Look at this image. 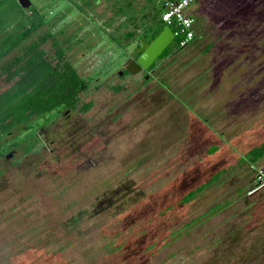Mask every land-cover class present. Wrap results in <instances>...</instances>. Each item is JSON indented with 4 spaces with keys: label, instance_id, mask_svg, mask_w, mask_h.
Wrapping results in <instances>:
<instances>
[{
    "label": "rangeland",
    "instance_id": "1",
    "mask_svg": "<svg viewBox=\"0 0 264 264\" xmlns=\"http://www.w3.org/2000/svg\"><path fill=\"white\" fill-rule=\"evenodd\" d=\"M79 1L45 6L48 22L0 57L2 91L1 66L49 25L66 55L79 48L76 72L103 79L78 96L88 110H59L28 152L13 143L21 126L4 137L0 264H264V185L249 193L255 166L239 161L264 137V0L191 2L193 39L173 38L160 70L133 80L116 79L129 48L120 33L150 38L160 22L149 0L122 13L112 0Z\"/></svg>",
    "mask_w": 264,
    "mask_h": 264
},
{
    "label": "trees",
    "instance_id": "2",
    "mask_svg": "<svg viewBox=\"0 0 264 264\" xmlns=\"http://www.w3.org/2000/svg\"><path fill=\"white\" fill-rule=\"evenodd\" d=\"M30 1V7L22 9L15 0H0V57L17 47L37 27L48 22L50 15L44 16L43 8L55 0H47L44 4H37L35 0ZM92 1L81 0L79 3L90 6ZM112 1L117 4H115L116 8L121 13L131 8V0ZM166 1L174 0H163L161 5L157 6L154 4L155 0L148 1L157 16L155 21L162 24L165 23L161 21L160 15ZM74 4L78 5L77 9H82L80 4ZM132 17L129 16V19ZM160 23L151 31L150 38L155 36L161 29L163 25ZM146 26H149V24ZM169 27L171 31L175 30L173 25H169ZM48 28L49 25L41 34L33 37V39L23 45L19 54L12 56L1 66L4 80L10 82V85L0 91V156L3 155L7 147L13 146L12 144L10 145V141L6 142L4 140V137L10 134L12 130L22 127L14 135L13 143L16 145L20 141H25L26 144L23 146V150L28 152L36 146L34 140L35 129L54 119L59 110H74L77 108V110L84 112L91 105V102L82 103L80 106L77 105L78 96L87 90L89 80L76 72L75 67L66 59L65 48L62 46L61 41ZM120 35H124L125 40L133 37L128 31L121 32ZM139 38L144 39L141 35ZM47 39L51 40L50 44L53 46L51 53L43 48V44ZM111 39L116 40L113 36H111ZM192 39L193 36L190 41ZM174 40L178 46L179 37L177 35L174 36ZM117 43L120 44V42ZM210 46L211 43L205 49ZM113 88L118 90L121 85H116ZM30 140H34V142ZM210 148L208 151L212 152L216 146ZM263 157L264 137L250 146L239 158V161H245L249 165L254 164L255 167H258L255 164ZM252 168L254 170V167ZM226 169V167H223L214 171L206 180L186 191L168 208L189 201L197 192L218 180L222 174L227 172ZM262 169L264 170L263 167ZM239 190L241 188L214 204L211 209L219 208L224 204L228 205L233 196L240 193Z\"/></svg>",
    "mask_w": 264,
    "mask_h": 264
},
{
    "label": "built area",
    "instance_id": "3",
    "mask_svg": "<svg viewBox=\"0 0 264 264\" xmlns=\"http://www.w3.org/2000/svg\"><path fill=\"white\" fill-rule=\"evenodd\" d=\"M195 0H174L166 1L160 19L168 27L173 25L175 30L173 35L179 37L178 46L184 47L193 36V18L185 13V8ZM170 28V27H169ZM264 185V170L261 167L254 168V178L252 188L249 193L259 189Z\"/></svg>",
    "mask_w": 264,
    "mask_h": 264
},
{
    "label": "water",
    "instance_id": "4",
    "mask_svg": "<svg viewBox=\"0 0 264 264\" xmlns=\"http://www.w3.org/2000/svg\"><path fill=\"white\" fill-rule=\"evenodd\" d=\"M15 1L22 9H28L31 5L30 0ZM173 38L171 29L164 24L148 43L140 40L139 45L129 51L128 57L123 62L124 69L130 74H135L140 69H147Z\"/></svg>",
    "mask_w": 264,
    "mask_h": 264
},
{
    "label": "flooded vegetation",
    "instance_id": "5",
    "mask_svg": "<svg viewBox=\"0 0 264 264\" xmlns=\"http://www.w3.org/2000/svg\"><path fill=\"white\" fill-rule=\"evenodd\" d=\"M53 34V33H52ZM54 35V34H53ZM74 35H75V33H74ZM154 37V36H153ZM152 37V38H153ZM152 38H150V39H146V40H144V39H141V38H139L138 37V34H135V35H133V37H131V38H128V39H126L127 41H125V43L126 42H128L129 43V48H128V51H127V53L125 54V59L128 57V54H129V51H130V49H132L134 46H136V45H139V41L140 40H144L146 43H148ZM66 45H64V48H65V55H66V50L69 48V45H68V42L67 41H65L64 42ZM67 46H68V48H67ZM79 48H76L75 49V51H77ZM74 51V52H75ZM163 51V50H162ZM74 52H71V53H69L68 55H66V59H68L69 61H70V63L72 64L73 62H72V60H71V58H72V55H74ZM82 54V53H81ZM162 54V52L158 55V57L160 56ZM78 56H80V53L78 54ZM164 56V55H163ZM163 56L162 57H159V59H157V61H155L154 63H152V65L150 64L149 66H148V68L146 69V70H143V69H140V70H138L135 74H130V73H128L125 69H124V66H123V62L119 65V68H118V73H117V76L118 77H116V79H119V80H122V79H129V80H133V79H135V78H139V77H142L143 76V73H157L158 72V70H160V68L162 67L161 65H163L161 62L164 60V58H163ZM124 59V60H125ZM73 65V64H72ZM92 76H94V77H92ZM83 77V76H82ZM85 79H88L89 80V84H91V83H97L98 81H103V79H99V77H98V75L96 74V75H93V73L92 74H89L88 76H85L84 77ZM93 81V82H92ZM118 84V83H117ZM114 85V84H113ZM84 92H86V90L84 91ZM89 109V108H88ZM63 114L64 115H67L68 114V109H65V111L63 112ZM38 128V127H37ZM36 130V129H35ZM35 134V133H34ZM35 137V136H34ZM36 139V141L38 142V138H35ZM34 139V140H35ZM37 144V143H36ZM37 146V145H36ZM7 148H10V147H7ZM7 148H6V150H7ZM5 150V151H6ZM5 154V153H4ZM6 155V154H5Z\"/></svg>",
    "mask_w": 264,
    "mask_h": 264
},
{
    "label": "crops",
    "instance_id": "6",
    "mask_svg": "<svg viewBox=\"0 0 264 264\" xmlns=\"http://www.w3.org/2000/svg\"><path fill=\"white\" fill-rule=\"evenodd\" d=\"M260 141V140H259Z\"/></svg>",
    "mask_w": 264,
    "mask_h": 264
}]
</instances>
